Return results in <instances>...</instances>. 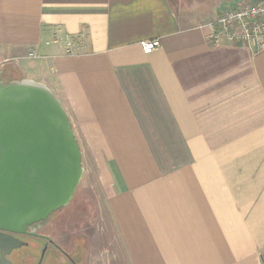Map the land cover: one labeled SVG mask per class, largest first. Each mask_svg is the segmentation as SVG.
<instances>
[{"label":"crops","instance_id":"0c3cea01","mask_svg":"<svg viewBox=\"0 0 264 264\" xmlns=\"http://www.w3.org/2000/svg\"><path fill=\"white\" fill-rule=\"evenodd\" d=\"M220 2L0 0V71L109 178L113 264H264V48L208 44Z\"/></svg>","mask_w":264,"mask_h":264},{"label":"water","instance_id":"95a60500","mask_svg":"<svg viewBox=\"0 0 264 264\" xmlns=\"http://www.w3.org/2000/svg\"><path fill=\"white\" fill-rule=\"evenodd\" d=\"M68 114L43 83L0 81V229L20 232L71 200L83 174Z\"/></svg>","mask_w":264,"mask_h":264},{"label":"flooded vegetation","instance_id":"af4514ba","mask_svg":"<svg viewBox=\"0 0 264 264\" xmlns=\"http://www.w3.org/2000/svg\"><path fill=\"white\" fill-rule=\"evenodd\" d=\"M73 196L65 207L20 232L0 229V264H105L101 254L91 253L94 228L84 226L87 211L71 206Z\"/></svg>","mask_w":264,"mask_h":264},{"label":"rangeland","instance_id":"374dc122","mask_svg":"<svg viewBox=\"0 0 264 264\" xmlns=\"http://www.w3.org/2000/svg\"><path fill=\"white\" fill-rule=\"evenodd\" d=\"M207 0H200L202 5H206ZM222 1V0H221ZM223 0L217 4L214 11L223 10L225 7H238L247 0ZM83 174L81 180L75 190L71 206L79 208L84 206L88 216L83 220L84 226L90 230L94 228V234H90V241L95 247H92V254L99 253L103 256L105 264H108V259L112 257V253L119 254L118 244L113 245V230L110 217L108 215L106 201V187L109 178L103 167L95 165L87 154L81 155ZM94 219V221H93ZM94 224V225H93ZM91 247V245H90ZM98 249V250H97ZM120 258V264H126L123 258ZM264 259V253H263ZM113 264V262H111Z\"/></svg>","mask_w":264,"mask_h":264},{"label":"built area","instance_id":"2783aa9c","mask_svg":"<svg viewBox=\"0 0 264 264\" xmlns=\"http://www.w3.org/2000/svg\"><path fill=\"white\" fill-rule=\"evenodd\" d=\"M207 28L206 41L212 47L246 46L264 48V0H247L238 7L228 8L200 26ZM66 53L71 54L72 40L65 42ZM157 39L142 41L141 50L149 54L159 48ZM31 55V54H30Z\"/></svg>","mask_w":264,"mask_h":264},{"label":"trees","instance_id":"16d2710c","mask_svg":"<svg viewBox=\"0 0 264 264\" xmlns=\"http://www.w3.org/2000/svg\"><path fill=\"white\" fill-rule=\"evenodd\" d=\"M7 73H9L8 70H2V71H0V78H2L5 83H8V82H10L12 80H19V79H21V78H19L17 76L16 77H13V76L7 75Z\"/></svg>","mask_w":264,"mask_h":264}]
</instances>
